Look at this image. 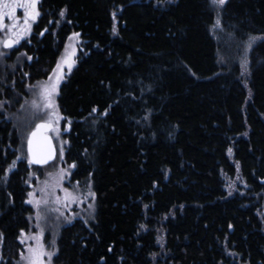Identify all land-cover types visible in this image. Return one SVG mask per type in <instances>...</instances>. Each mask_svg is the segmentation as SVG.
Instances as JSON below:
<instances>
[{
	"label": "trees",
	"instance_id": "1",
	"mask_svg": "<svg viewBox=\"0 0 264 264\" xmlns=\"http://www.w3.org/2000/svg\"><path fill=\"white\" fill-rule=\"evenodd\" d=\"M39 12L16 90L46 78L80 34L57 105L72 121L71 180H90L96 202L93 220L61 230L54 264H264V42L245 87L220 68L208 0H41ZM222 23L241 41L264 36V0H227ZM18 144L0 113L5 264L32 212L27 166L3 183ZM236 174L246 189L227 196Z\"/></svg>",
	"mask_w": 264,
	"mask_h": 264
},
{
	"label": "rangeland",
	"instance_id": "2",
	"mask_svg": "<svg viewBox=\"0 0 264 264\" xmlns=\"http://www.w3.org/2000/svg\"><path fill=\"white\" fill-rule=\"evenodd\" d=\"M4 2L5 0H0V6ZM40 2L41 0H37L38 12ZM208 3L213 13L210 33L217 44V58L220 68L228 72L236 67L238 78L243 86L247 87L251 53L258 43L264 42V36H251L243 41L236 39L222 23V12L225 5L223 7L214 6L212 0H208ZM15 16L17 27L12 31L17 33L16 36L8 31V26L13 23L11 19L5 17L3 20L5 27L0 28V113L4 116L5 121L11 123V128L16 133L19 143L16 148V157L6 167L3 183L7 181L10 173L16 169L19 163H24L28 168V173L24 179V186L26 187L25 204L31 208L32 212L27 218L28 228L19 234L18 242L21 251L12 264H28L27 260L22 259L21 254L25 257L28 256V249L36 248L38 245H42L45 252H55L50 262V264H54V258L57 254V241L61 230L76 220H93L96 211L95 194L90 180L81 182L71 180L75 171V163H67L65 154L69 145L66 136L71 129L72 121L61 115L57 105L59 87L74 69L82 41L80 34L77 37L72 32L59 53L50 74L42 80L31 83L28 79L25 80L22 82V90L18 92L16 90L17 79L14 77L16 70L22 68L24 62L31 63L32 60L28 59L30 56L24 51L20 50V46L31 36L33 27L40 18V12L34 20L29 19L27 25L24 23L23 8L18 7ZM217 20L220 21L219 26H216ZM10 37L13 40L18 38L19 42L14 43L11 48H5L4 42ZM252 37L257 39L251 41ZM250 41L251 47H249ZM66 58L71 63L70 70L68 63H63ZM58 64L61 65L60 69L57 68ZM53 85L55 90L52 91L51 95L52 107L47 108L44 106L46 103L44 89L51 90ZM6 88H9L10 91L5 92ZM41 123L51 127L50 137L55 144L57 155L52 164L34 168L29 164L26 146L30 133ZM64 189L71 194L67 199ZM245 189L239 174H236L233 179H225L227 196L242 194ZM30 193L32 195H29ZM89 193L94 195H89ZM71 197H78V199L73 200ZM30 200L32 203H28ZM30 237L37 239H30ZM21 240L24 242L21 243ZM43 261L44 264H49L47 256L43 257ZM5 263L6 261H3L0 255V264Z\"/></svg>",
	"mask_w": 264,
	"mask_h": 264
},
{
	"label": "snow or ice",
	"instance_id": "3",
	"mask_svg": "<svg viewBox=\"0 0 264 264\" xmlns=\"http://www.w3.org/2000/svg\"><path fill=\"white\" fill-rule=\"evenodd\" d=\"M226 3V0H212V4L214 6H218V7H223ZM23 8L24 9V13H25V20L24 23L25 25L28 24V20L29 19H35L37 16H39V12L37 10V0H5V2L2 4V6H0V28L5 27V25L3 24V20L5 17L11 19L13 21V23L8 26V31L12 33L13 36H16L17 33L13 32L12 30L15 29L17 27L16 24V16H15V12L17 8ZM61 16L64 15V12L60 13ZM114 18H115V14ZM220 21L217 20L216 21V26H219ZM113 31L115 32V28H113ZM74 36H79L78 33H74ZM257 38L256 37H252L251 41H255ZM251 41L249 44V47H251ZM19 39L17 38L16 40L11 39V37L6 40L4 42V47L5 48H11L13 46L14 43H18ZM28 59H31V57H28ZM63 63H68V67L69 70L71 69V63L68 62V59L66 58ZM61 65H57V68L60 69ZM51 79V78H50ZM55 90V86H52V89L49 90L48 88L44 89V95H45V99H46V103H45V107L50 108L52 107V100H51V95H52V91ZM35 103V102H34ZM93 111H95V109H93ZM47 125L45 124H40L37 125V131H34L31 133V136L34 138L37 136V133L39 132L40 129L45 128ZM28 145H29V152L32 154V159L29 161L30 163H45L47 162V158H37L35 153H33V149H32V145H33V140L30 138L28 140ZM229 152H231V149H229ZM74 167V165H73ZM65 194H66V199L68 197L71 196V194H69L67 192L66 189H64ZM29 195H32L31 193ZM89 195H94L93 193H89ZM73 200L78 199V197H71ZM59 199V198H58ZM28 203H32V201H28ZM39 203V202H37ZM45 203H47V201H45ZM23 235V233H22ZM0 237H2V234H0ZM30 239H37L36 237H30ZM24 241L21 240V243H23ZM28 256H23L22 255V259L27 260L28 264H44L43 261V257L47 256L49 264L51 262L52 256L55 255V252H45L43 249L42 245H38L36 248H29L28 249Z\"/></svg>",
	"mask_w": 264,
	"mask_h": 264
},
{
	"label": "water",
	"instance_id": "4",
	"mask_svg": "<svg viewBox=\"0 0 264 264\" xmlns=\"http://www.w3.org/2000/svg\"><path fill=\"white\" fill-rule=\"evenodd\" d=\"M41 124H44V123H41ZM34 131H37V126L32 132ZM50 131H51V127L47 125L45 128L40 129L39 132L37 133V136L34 138L31 136L32 132L30 133L28 140L30 138L33 140V145H32L33 153H35L37 158H40V159L47 158V162L45 163H34V162L30 163L29 162V164L32 167L41 168V167L48 166L54 162L56 158V147L54 145L52 138L50 137ZM26 153H27L28 161H30L32 159V154L29 152L28 142H27V147H26Z\"/></svg>",
	"mask_w": 264,
	"mask_h": 264
},
{
	"label": "bare ground",
	"instance_id": "5",
	"mask_svg": "<svg viewBox=\"0 0 264 264\" xmlns=\"http://www.w3.org/2000/svg\"><path fill=\"white\" fill-rule=\"evenodd\" d=\"M27 142H28V140H27ZM27 147V146H26Z\"/></svg>",
	"mask_w": 264,
	"mask_h": 264
}]
</instances>
